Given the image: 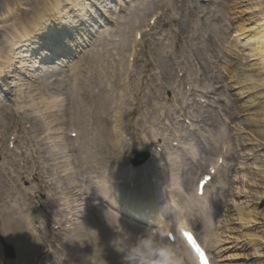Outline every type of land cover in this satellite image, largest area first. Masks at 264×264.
I'll list each match as a JSON object with an SVG mask.
<instances>
[{"label":"rangeland","instance_id":"1","mask_svg":"<svg viewBox=\"0 0 264 264\" xmlns=\"http://www.w3.org/2000/svg\"><path fill=\"white\" fill-rule=\"evenodd\" d=\"M235 1L126 0L121 4L118 0H113L112 5H98L101 9L97 11L100 15L96 19V22H99L96 24L98 27L96 38L90 41L89 47H86L68 72L63 70L61 74L60 72L42 74L28 84L34 90L30 94L27 93L26 87L22 94L20 92L22 86L18 87L19 81H14L15 85L12 84L15 79L9 77V74L1 77L2 83L8 86L9 93L0 94V234L5 238L8 236L13 238L7 242L16 248L17 253L23 248V255L31 254L33 246L27 224L31 221L36 229L35 234L41 240L47 241L45 243L48 249L53 243L52 236L61 237L59 241L54 240L55 246L51 251L57 259L63 257L66 260L64 264L81 263L82 257L88 254L87 245L91 242L104 247L102 253L94 254L91 260L117 258L121 264L122 254L116 250L124 245V241L119 239L121 232L109 219L107 208L93 207L89 192L96 186L112 183V180L119 181L118 177L129 182L135 174L131 161L135 153L141 151L142 142L145 140L151 142L154 139L151 136L161 138L159 140L161 142L155 144L161 145L162 148L167 146L165 152H169L164 156L168 159L165 165L154 167V175L166 176V172L170 170L175 174H180L181 170H184L183 175L187 172V175L182 177V182L184 188H192L191 191L188 190L192 194L184 196V200H179L178 204L187 210L191 209V212L187 211L186 214L192 217L193 225L204 241L206 239L210 244L213 237L220 236L223 227L227 225L226 210L232 205L233 197H237V191H232L236 183L238 187L244 185L247 193L244 195L240 191L238 197L256 205L259 214L264 216V176L261 173L264 170H261V167H264V137L256 131L258 128H255L254 124L248 123L251 120L249 112L240 114L239 107L244 100L238 97L237 88L233 90L225 85V75L222 73L221 51L226 49V44L234 32L230 20L233 16L229 9ZM150 2L154 4L156 2L155 10L150 9ZM193 5L199 6L200 9L188 16V8ZM159 6L164 16L160 18L159 23L157 21L156 29L144 39L143 46L137 47V74L133 76L128 65L136 29L146 27L150 17L146 18L143 15L156 12ZM15 8L18 9L17 15H13L14 18L4 26L6 24H2L1 17L9 9ZM108 8L114 19L102 16L106 15ZM40 9H45L44 0H0V44L6 53H10L9 40L15 33L11 23L16 25L19 21L27 23ZM171 17L187 19L180 24L168 23ZM213 25L218 26L219 31L209 39L207 32ZM19 29L20 27L18 31ZM178 31H181V39L176 43ZM165 54H170L172 61L167 68L158 69L156 64L160 63ZM145 66L148 67V75L164 70L169 90L174 88L175 92L165 93L158 88L160 94L149 96L148 83L151 77H145L137 72ZM178 69L182 73L186 72V77L183 85L176 88L179 80ZM74 77L78 80L76 85L72 81ZM188 77L196 79L197 84H194L196 91L193 96L190 95L194 87L192 84L186 85ZM186 86L191 88V91L187 89L188 93L185 92ZM181 89V93H178ZM212 89L214 92L207 94L206 98L199 96L211 92ZM52 96L56 98L55 102L63 103L61 111L56 110L54 116L61 117L64 113L66 123L69 121V126L77 131L80 143H84V148L80 149V145L76 151L72 146L69 147L72 158L68 157L61 139L50 143L51 136H59L62 132L57 130L61 127L62 121H53L51 114L46 111V105H49ZM29 97L38 104L37 113L36 105ZM173 98H178L184 104L182 106L171 104ZM104 99H107V102L101 103ZM120 99L127 101L128 110L136 108L137 111L128 114L125 119L117 120L121 129H125L117 143L114 137L107 138L106 135L113 132L115 125L113 111ZM202 100L204 103L200 104ZM105 110L107 124L103 122ZM162 112L164 117H161ZM184 116L192 120L191 124H184ZM103 130L106 132L105 135L101 134ZM174 133L181 136L180 147L184 149L172 147L175 142ZM68 136L70 137L69 133ZM69 142L73 144L72 140ZM112 143L116 149L113 147V151H110L108 147ZM213 143H216L215 147L217 146L216 153ZM156 145L152 148L154 149ZM223 148L226 149L228 157L220 167L221 173L214 178V187L208 198L211 202L208 206L205 205V208L193 212L197 205L193 196L198 170L206 162L214 164L217 160L215 156L217 154L221 156L220 151ZM64 160V168L68 170L66 174L71 183L81 184L82 177H86V195L82 196L80 189L69 185L68 177L60 173L62 164L58 163ZM242 174L245 177L244 184ZM33 176L36 180L31 178ZM146 179L147 177L143 182ZM166 181L167 179H164L162 182ZM158 185L157 181L156 186ZM82 189L84 190L83 186ZM66 193L74 196L75 204L70 203ZM216 195L219 201H216ZM54 200H60L56 207L52 206ZM71 207L79 208V224L86 226L87 237H83L86 241V250L79 242L80 239L75 237V226L69 229L65 226V221L69 217L76 218ZM198 216H202L205 223L209 224L208 229L201 224V220H197ZM9 217L21 220L19 227L12 223L14 228H19L18 230H13ZM260 221L264 223V218ZM120 224L124 232L128 230L133 233L132 227H136L126 223ZM263 229L259 224L253 228L254 232L261 236ZM252 250L245 252L239 248L235 251L227 250L222 256L228 258L232 252L247 255L254 253ZM89 251L94 252V248ZM50 253L40 252L37 254L38 257L34 255L29 257L37 258L34 264H45ZM262 254L263 256L256 255L250 258L249 263L246 262L247 258L241 257L230 259L225 264H264V252ZM2 256L0 244V257ZM104 256L106 257L102 259ZM214 259L217 264L215 256ZM0 261H2L0 264H5L3 257Z\"/></svg>","mask_w":264,"mask_h":264},{"label":"bare ground","instance_id":"2","mask_svg":"<svg viewBox=\"0 0 264 264\" xmlns=\"http://www.w3.org/2000/svg\"><path fill=\"white\" fill-rule=\"evenodd\" d=\"M99 1L95 0L98 5L102 6L113 4V0ZM125 1L126 0H118V2H120L121 4H123ZM149 5L151 10H155L157 7L156 2L155 4L154 2H150ZM44 6L45 9H40V11L36 13L31 21L27 23L19 21L18 25L11 23V26L15 28V33L11 35V38L9 40V43L11 45L9 54L5 52V49L0 44V76H8L9 74V77L15 79L13 80L12 84L15 85L14 81H19L20 85H18V87L22 86L20 92H22L24 87H26V89L28 90V94L34 92L33 88L31 86H28V84L30 85V82H32V80L37 79L43 73L47 74L51 72V74H55L57 72H60L62 70L60 69V67H63L69 63H67L65 59H59V61L57 62H52L55 55H58L60 57L69 55L72 57V55L77 52L76 45L81 46L83 43H86V45L88 43L90 45V36L95 34V30H98V27L94 24V21L96 18H99L98 15L100 14L99 12H97V5L95 4L94 6H92L91 3H88V0H81L80 3L79 0H44ZM199 9L200 7L197 5L190 6L188 8V16L194 14L195 11ZM159 10L160 6L156 12L152 14L145 13L143 16H145L146 18L150 17L151 20H154L156 16H159ZM205 10H203L202 13H204ZM17 12V8L13 10L9 9V11H7V13L3 14V16L1 17L2 24L5 23L6 25L4 26H7L8 24L6 22H9L10 19H13V15H17ZM109 12L110 9L108 8V10L105 12L106 17L112 18L113 16L109 14ZM229 12H231V15L233 16V18L230 20L234 32L231 34V38L226 44V49H224L223 52L221 51V54L223 53L222 73H224L225 75L224 82L226 86H230L233 90L237 88L238 97L242 101L244 100L239 107L240 114L249 112L251 120H249L248 123L251 122L252 124H254L255 128H258L256 129V131L263 134L264 137V0H236L230 7ZM207 14H209V11H207ZM186 19L187 17H185L183 20L182 18L171 17L168 20V23L180 24ZM149 21L150 19L148 20V22ZM100 22L102 23V19H100ZM19 27L20 29L18 31ZM151 31L152 29L148 28V26L136 29V33L139 32L141 34ZM216 31H219L218 26L213 25L211 28H209L207 32V35H209V39L210 37L215 36L214 33ZM180 39L181 31H178L176 43H178ZM37 51H41L42 53L38 55L36 54ZM171 61L172 56L170 54H165L160 60V63L156 64V66L158 67V69L162 67L167 68ZM131 68L134 76L135 74H137L136 69L134 72V66ZM147 68L148 67L145 66L144 69H142L141 71L137 70V72L143 74V76L145 77H151V79L149 80L150 83H148L150 89L149 96L160 94V92L157 90L158 88L164 90L165 93L170 91H172L173 93L175 92L174 88L169 90L170 86L168 84V79L164 70H161L159 73H151L150 75H148L149 73L147 71ZM202 70L204 71V68H202ZM139 82L140 81L138 80V83ZM178 82L181 85L182 81L179 80ZM193 82H196V79L188 77L186 83L188 85H191L190 83L193 84ZM181 91L182 89L179 90L178 93H181ZM213 92L214 91L212 89V92L205 93V95L209 93L211 94ZM23 93L24 92H22V94ZM29 98L31 99V102L36 105L35 111L37 113V110L39 109L38 104L35 100L32 99V97ZM55 99L56 98H54L53 96L50 97V103L49 105H46V111L51 114V118L53 119V121H62L63 126L61 125V127L57 129L59 131L62 130L59 136H51L50 143H55L56 140L58 142V140L61 139L62 143L64 144V150L67 151L68 157L72 158V152L69 149V147H71L69 142L70 139L67 138L68 133L71 132L69 121L66 123V116L64 113L61 117L56 115L54 116L55 111H61L63 107L62 101L60 104L58 102H55ZM106 102L107 99H104L101 103ZM126 104L127 101L124 99V103L121 104L120 109L116 112L119 113L122 111L121 119H125L128 113L133 114L136 110H125L123 106H125ZM171 104H180L182 106L184 103L180 100L172 99ZM101 106L105 105L101 104ZM101 114H103V112H101ZM162 114L164 115L163 112ZM103 122L107 124L106 110L104 111ZM50 130L51 132L53 131L52 125L50 127ZM104 130L101 131L102 135H105L106 133ZM120 135L121 133L119 132V128L115 127L113 137L118 140V137ZM106 136L107 138H110L111 134L108 133ZM177 139L179 140L180 137L177 136ZM141 145L144 149L152 154L151 163L160 166V163H162L163 166L165 165L168 159L164 158V155L158 154L156 151H154L150 142L145 140L141 143ZM215 145L216 143H213V149L215 150L214 153H216L217 150V146L215 147ZM113 147L115 148V144L113 145L112 143V145H109L108 149L110 151H113ZM56 152L58 153V151ZM217 156L218 155H216L215 157ZM58 164H62V166H60V173L65 177H68V175L66 174L68 170L64 168L65 160L63 162H59ZM147 166H149V164ZM147 166L143 168H146ZM262 169H264V167H261V170ZM198 171L200 173L202 172L201 169H199ZM181 172L182 173L180 174H175L173 170L166 172L167 184L170 185L169 199L170 201L171 199H173V204L175 202L180 209H182L183 207L178 204V201H183L184 196L188 195L187 189L184 188L182 182V177L186 176L187 172L184 175V170H181ZM73 173L76 177L75 172ZM261 173L264 176V170H262ZM241 179H243V183L245 181V177L243 174ZM67 182L75 189H80L82 196L86 194L82 189L81 184L74 185L70 182L69 177L67 178ZM234 187L235 188H232V191H237V197L240 191L242 194L247 195L244 185H239L238 187L236 183ZM100 193L110 197V199H108L109 203L115 206V208L121 209L123 213L125 212L129 216L132 215L140 219L148 220L151 224H154V226L161 227L163 234L168 235L169 233H172L170 226L167 224L162 211L160 210V203L155 197L154 191L146 193L138 189L134 190L130 187L127 190V194L124 195L121 188L117 186L114 187L105 185L100 187ZM66 196L71 204H75L73 203V195L71 196L70 194L66 193ZM90 197L92 198V196ZM237 197H233L232 205H230L226 210L228 214L226 220L227 225L223 227V231L220 233V236L216 237V239L212 242L213 246L211 247H213L214 249L215 256H218L217 263L222 262L225 264L230 259L241 257L247 258L248 260H246V262L249 263L251 262L250 258L256 255L263 256L262 252H264V223L261 222L260 219L264 218V216L259 214L256 205L252 204L250 201L246 202L245 200H242L240 196L238 198ZM146 198L149 199V210L146 209ZM57 202L59 201H55V203ZM197 203H199V201H197ZM71 211L76 217L72 222L73 227L75 226V237L80 239L79 242L82 243L86 250V241L83 240V237H87L86 226L85 224H79V208L74 209L71 207ZM106 212L110 214L109 219L113 223H115V227L117 228V230L121 233L124 232V228L120 224L123 222L120 220V218L109 211ZM9 219V223L11 224V226L12 223L16 227H19L21 225L19 223H16L15 221L17 220H13V218L9 217ZM258 221H260V223ZM182 223L183 222H181L180 220L178 222V225H181L180 227H183L184 225ZM258 224L263 229V231L261 232L262 236L254 232L255 230H258V228H255V230H253V228L257 227ZM135 226L136 227H132L134 231L133 233L128 232V230L125 229L127 230L126 233L131 234L133 238H135L137 234L141 233L144 230V228L138 225ZM12 228L13 230L16 229L13 226ZM58 239L59 237H57L56 240ZM246 239L249 240L247 241ZM32 242L35 244V251L39 249H42L44 251L46 249V247H44L45 241H41L40 238L36 237L34 239L32 237ZM171 244L176 249L180 264H193L192 258L186 253L183 255H179V249L176 243ZM88 247L89 250L91 248H94V252L88 250V254L82 257V262L79 264H86V260L88 264H118L117 258L109 259V257L106 256L102 258L104 259L106 257V260L104 261L91 260V257L94 254L102 253L104 247L97 244L96 242H91L89 245H87V248ZM238 248L242 252H245L247 250L250 251L251 249H253L252 251L254 253L244 255L243 253L232 252V254L228 256V258H223L222 255H224L227 250L235 251L238 250ZM19 253L21 254V256L19 255V261H17V264H29L31 262L29 260V257L23 255V248H21ZM34 253L37 254V252ZM14 263L16 262H12V264ZM63 263V259H60L58 264ZM47 264H56V261L53 260L52 255L48 257Z\"/></svg>","mask_w":264,"mask_h":264},{"label":"clouds","instance_id":"3","mask_svg":"<svg viewBox=\"0 0 264 264\" xmlns=\"http://www.w3.org/2000/svg\"><path fill=\"white\" fill-rule=\"evenodd\" d=\"M119 239L123 247L116 250L122 254V264H180L174 246L166 239L161 227L146 228L133 239L122 232Z\"/></svg>","mask_w":264,"mask_h":264},{"label":"snow or ice","instance_id":"4","mask_svg":"<svg viewBox=\"0 0 264 264\" xmlns=\"http://www.w3.org/2000/svg\"><path fill=\"white\" fill-rule=\"evenodd\" d=\"M205 179H207V178H205ZM200 183H201V188H203V186H204V181L202 180ZM186 235H188V239H189V241L191 242V241H192L191 234H186ZM201 256H202V264H208V260H207L206 257L203 256V253H202V252H201Z\"/></svg>","mask_w":264,"mask_h":264}]
</instances>
